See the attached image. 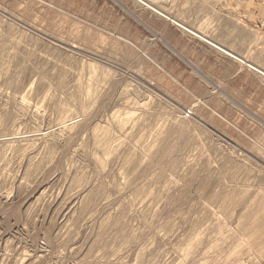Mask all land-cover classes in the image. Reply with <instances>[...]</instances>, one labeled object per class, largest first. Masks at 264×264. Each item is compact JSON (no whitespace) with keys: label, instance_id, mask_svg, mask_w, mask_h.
<instances>
[{"label":"rangeland","instance_id":"1","mask_svg":"<svg viewBox=\"0 0 264 264\" xmlns=\"http://www.w3.org/2000/svg\"><path fill=\"white\" fill-rule=\"evenodd\" d=\"M141 1L0 0V264H264V22Z\"/></svg>","mask_w":264,"mask_h":264},{"label":"crops","instance_id":"2","mask_svg":"<svg viewBox=\"0 0 264 264\" xmlns=\"http://www.w3.org/2000/svg\"><path fill=\"white\" fill-rule=\"evenodd\" d=\"M227 2L228 7L232 9L233 13L237 14L239 20L249 27H255V24H260L262 23L261 21L264 22V0H227ZM239 59L241 58L238 56L232 57V60L230 61L232 67H234V75H238L243 72L248 75H254L255 73L251 69L239 66L238 61L242 62ZM235 64H237V66ZM255 68L253 69H258L257 67ZM262 72L264 73V71ZM259 73L262 74L261 72ZM259 83L264 86V81L259 79Z\"/></svg>","mask_w":264,"mask_h":264},{"label":"bare ground","instance_id":"3","mask_svg":"<svg viewBox=\"0 0 264 264\" xmlns=\"http://www.w3.org/2000/svg\"><path fill=\"white\" fill-rule=\"evenodd\" d=\"M139 1H141V0H139ZM142 2V1H141ZM144 3V2H143ZM149 6V5H148ZM160 12V11H159ZM162 15H164V14H162ZM166 18H168L169 20H171L172 22H174L175 24H177V25H180L181 27H183V28H185L184 27V25H182L181 23H179V22H177V21H175V20H173L171 17H168V16H166V15H164ZM186 29V28H185ZM189 30V29H188ZM195 34V33H194ZM196 35V34H195ZM198 36V35H197ZM202 37V36H201ZM203 38V40H205L206 42H208V43H210L211 45H213V46H215L216 48H218V49H220L221 51H223L224 53H226V54H228V55H230V56H232V57H237L236 55H234L232 52H230L229 50H226V49H224V48H222V47H220V46H218L216 43H214V42H212V41H210V40H207V39H205L204 37H202ZM252 68H255L254 66H252V65H250ZM256 69V68H255ZM257 71H259V72H261L262 74H264L262 71H260L259 69H257Z\"/></svg>","mask_w":264,"mask_h":264}]
</instances>
